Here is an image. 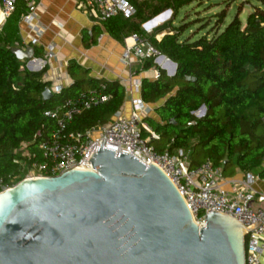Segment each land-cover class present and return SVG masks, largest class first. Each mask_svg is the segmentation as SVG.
I'll use <instances>...</instances> for the list:
<instances>
[{
  "label": "trees",
  "instance_id": "obj_1",
  "mask_svg": "<svg viewBox=\"0 0 264 264\" xmlns=\"http://www.w3.org/2000/svg\"><path fill=\"white\" fill-rule=\"evenodd\" d=\"M130 1L135 15L102 20L103 30L117 40L131 34L145 37L176 64L172 76L159 70L156 79L144 78L140 83V97L146 103L165 99L154 108L158 119L144 118L159 135L150 143L161 152L181 148L188 153L191 166L209 160L221 167L224 175H232L235 169L249 171L259 167L264 162V8L254 7L244 24L235 14L212 36L206 34L192 40L180 38L185 25L162 24L151 34L142 28L143 22L162 11L170 9L177 14L192 0ZM257 1L264 5V0ZM27 12L26 1L17 0L0 26V177L11 176L14 183L25 176L20 168L29 163L22 153L37 149L40 138L33 141L35 132L55 127L54 119L45 115L47 110L88 88L108 93L107 101L75 115L66 126L67 132L84 133L108 122L125 96V88L118 81L89 77L88 69L70 61L67 73L72 82L43 99L42 92L49 87L44 80L46 65L38 71L28 70L25 62L10 51L22 46L19 23ZM224 16V11L217 15L216 27ZM93 31L98 33L101 28L96 25ZM161 32L165 34L156 39ZM33 48V55L42 57V48ZM142 68L158 70L152 57L145 60ZM100 83L105 87L100 88ZM202 105L205 114L196 118L192 112ZM142 135L146 137L148 133L143 130ZM260 174L264 176V171Z\"/></svg>",
  "mask_w": 264,
  "mask_h": 264
},
{
  "label": "water",
  "instance_id": "obj_2",
  "mask_svg": "<svg viewBox=\"0 0 264 264\" xmlns=\"http://www.w3.org/2000/svg\"><path fill=\"white\" fill-rule=\"evenodd\" d=\"M10 51L28 61L34 48ZM89 161L0 191V264H244L245 232L259 222L245 229L212 211L198 227L156 165L115 156L103 141Z\"/></svg>",
  "mask_w": 264,
  "mask_h": 264
},
{
  "label": "built area",
  "instance_id": "obj_3",
  "mask_svg": "<svg viewBox=\"0 0 264 264\" xmlns=\"http://www.w3.org/2000/svg\"><path fill=\"white\" fill-rule=\"evenodd\" d=\"M16 1L0 0L3 21L14 10ZM25 1L28 12L21 20L30 25L36 35L22 41V46H19L21 48L28 45L36 46L40 34L44 31V28L32 23L35 1ZM84 3L90 7L91 15L98 20L116 15L131 18L136 13L135 6L130 0H84ZM144 27L149 29V24H145ZM131 37L134 41L133 46H126L122 55L125 64H129L132 55L142 59L152 57L158 70L163 68L167 70L165 64L161 62V58L169 61L167 57H163L145 37L136 34H132ZM44 49L43 57L33 55L31 60L24 61L25 68L31 71L42 69L46 61L53 56V45L47 44ZM158 75L159 72L156 76ZM99 87L104 88L105 84L100 83ZM139 87L138 83L135 84L134 90L138 92ZM62 88L63 86L57 83L49 89L52 93H58ZM109 97L108 93L98 88H88L74 98L67 99L63 104L47 110L45 115L54 119L55 127L45 131L38 129L35 132L33 141L40 138L37 149L22 153L29 160L28 164L20 168L21 172H25L24 177L54 176L72 168L91 169L89 159L103 141V148L113 149L115 156H119L120 152L128 153L145 165L151 163L160 168L182 196L198 227L204 226L205 215L212 211L233 217L244 225L245 229L259 222L256 227L245 232L244 264H264V195L253 187L255 175L246 171L240 177H228L223 174L221 167H215L209 160L191 166L188 153L181 148L158 151L150 141L158 140L159 135L144 121L151 107L141 97L131 99L127 114L124 108H119L108 122L92 126L84 133L66 131L67 124L75 115L107 101ZM205 111L206 108L202 105L192 114L199 118ZM143 130L148 133L146 137L142 135ZM94 133L96 136L92 137ZM13 184L11 176L7 179L0 177V191L10 188ZM252 202L260 205L253 207Z\"/></svg>",
  "mask_w": 264,
  "mask_h": 264
},
{
  "label": "crops",
  "instance_id": "obj_4",
  "mask_svg": "<svg viewBox=\"0 0 264 264\" xmlns=\"http://www.w3.org/2000/svg\"><path fill=\"white\" fill-rule=\"evenodd\" d=\"M34 1L36 6L32 23L44 28L36 47L42 48L43 57L45 45H53V56L45 64L47 69L44 80L49 82V88L52 89L57 83L67 87L72 82L67 73V64L74 61L89 70V77L109 82L118 81L122 84L125 88V96L120 108H124L127 114L131 99L140 97V87L136 92L135 84L138 83L140 86L144 78L156 79V74L159 72L154 68L143 69L146 59L134 55L130 57L129 64L123 62L122 55L126 46L134 44L132 34L122 40L111 37L103 30L102 20L91 15L90 7L84 3V0ZM96 25L101 28L98 33L93 31ZM19 34L22 41H27L28 37L36 35L24 20L19 23ZM164 100L163 98L152 104L147 103L151 107L147 116L158 119L154 108L161 105ZM262 171H264V162L259 167L249 170L256 177L253 183L254 189L264 195V176L260 174ZM244 172L246 171L235 169L232 175L225 174V176L240 177ZM251 205L256 207L260 204L252 202Z\"/></svg>",
  "mask_w": 264,
  "mask_h": 264
},
{
  "label": "rangeland",
  "instance_id": "obj_5",
  "mask_svg": "<svg viewBox=\"0 0 264 264\" xmlns=\"http://www.w3.org/2000/svg\"><path fill=\"white\" fill-rule=\"evenodd\" d=\"M254 7L264 8V5L257 0H192L190 3L182 6L177 14H174L170 9L162 11L157 16L143 22L142 28L147 34H151L155 28L162 24L175 27L185 25V31L182 33L181 39L187 37L193 40L206 34L210 37L216 29H222L235 14H238V17L244 24L247 14L252 12ZM223 11L225 12L223 22L220 26L216 27L217 15ZM157 18L159 19L152 24L151 22ZM145 24H149L151 31H148L149 29L144 27ZM164 34L165 32L158 33L155 38L159 39ZM162 70L165 71L166 75H170L168 69L163 68ZM94 136H96L95 133L92 137Z\"/></svg>",
  "mask_w": 264,
  "mask_h": 264
},
{
  "label": "bare ground",
  "instance_id": "obj_6",
  "mask_svg": "<svg viewBox=\"0 0 264 264\" xmlns=\"http://www.w3.org/2000/svg\"><path fill=\"white\" fill-rule=\"evenodd\" d=\"M159 18L155 19L153 22H151L152 24L156 22V20H158ZM3 21L2 15L0 13V24ZM161 62H163L165 64V66L167 67V69L169 70V73H172L173 69H174V65L170 62V61H166L164 58H161ZM35 66V65H33ZM34 68V67H33Z\"/></svg>",
  "mask_w": 264,
  "mask_h": 264
}]
</instances>
